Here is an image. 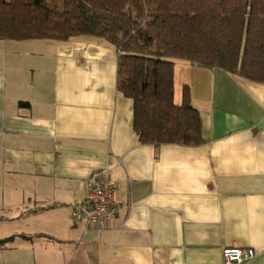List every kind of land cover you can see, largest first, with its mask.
<instances>
[{"label":"crops","instance_id":"0c3cea01","mask_svg":"<svg viewBox=\"0 0 264 264\" xmlns=\"http://www.w3.org/2000/svg\"><path fill=\"white\" fill-rule=\"evenodd\" d=\"M116 49L91 36L0 40V264H264V84L177 60L199 145L138 142ZM116 181L103 231L71 218L92 172Z\"/></svg>","mask_w":264,"mask_h":264},{"label":"trees","instance_id":"16d2710c","mask_svg":"<svg viewBox=\"0 0 264 264\" xmlns=\"http://www.w3.org/2000/svg\"><path fill=\"white\" fill-rule=\"evenodd\" d=\"M77 36L116 49V89L142 144L205 142L187 85L174 103L177 60L264 84V0H0V40Z\"/></svg>","mask_w":264,"mask_h":264},{"label":"built area","instance_id":"2783aa9c","mask_svg":"<svg viewBox=\"0 0 264 264\" xmlns=\"http://www.w3.org/2000/svg\"><path fill=\"white\" fill-rule=\"evenodd\" d=\"M117 183L107 168L91 173L87 179V191L84 200L71 210V218L91 224L95 231L106 228L109 221L118 215L116 201ZM222 264H246L255 255L250 247H226L222 250Z\"/></svg>","mask_w":264,"mask_h":264}]
</instances>
